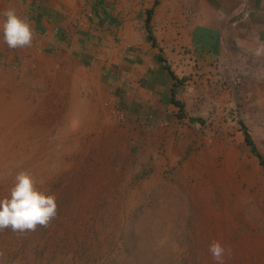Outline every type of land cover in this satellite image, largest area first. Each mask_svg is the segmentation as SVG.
I'll return each mask as SVG.
<instances>
[{"label": "rangeland", "instance_id": "374dc122", "mask_svg": "<svg viewBox=\"0 0 264 264\" xmlns=\"http://www.w3.org/2000/svg\"><path fill=\"white\" fill-rule=\"evenodd\" d=\"M95 1L102 14L114 4ZM254 1H237L241 16ZM40 2L0 0V22L14 8L34 33L22 49L0 34V198L25 170L56 195L58 214L47 228L0 231V264H215L214 240L230 249L224 264H264V120L218 90L204 104L202 89H177L181 106L167 110L166 96L160 112L145 110L138 66L124 83L118 74L140 44L112 48L125 50L123 61L107 59L114 28L155 0L115 3L111 22L94 21L110 40L80 46L72 23L73 32L56 23L39 32Z\"/></svg>", "mask_w": 264, "mask_h": 264}, {"label": "crops", "instance_id": "0c3cea01", "mask_svg": "<svg viewBox=\"0 0 264 264\" xmlns=\"http://www.w3.org/2000/svg\"><path fill=\"white\" fill-rule=\"evenodd\" d=\"M121 1L111 0L114 11L111 4L112 7L107 5L102 14L99 5L92 0H41L36 5L38 11L33 14L42 21H36L37 25L42 24L38 25L39 32H46V28L50 29L54 23L65 33L79 29L73 38L80 46L87 39H95L96 35L102 40H110L107 32L104 37L95 27L97 23L111 22V17L121 10L115 3L121 4ZM237 1L155 0L150 7L145 4L138 19L125 21L124 25L114 28L113 39L124 43L113 42L108 63L125 58V50L118 54V49L112 48L140 44V50H135L131 57L135 60L130 64L131 68L126 71L121 67L118 74L124 83L122 76L133 73V65L138 66L143 82L140 96L144 105L149 102L145 110L160 112L158 107L164 101L169 102L167 110L172 111L176 106L172 99L182 105L175 96L177 89H186L185 94L189 97L198 95L202 89L204 104L218 90L220 97L236 95L243 105H249L254 121L264 120V3L254 1L255 8H249V15L241 16ZM131 4L133 6L134 2ZM152 7L154 15L150 17L148 28L146 13ZM105 15L108 18L105 19ZM98 18L102 19L95 23ZM70 23L76 25V29ZM89 25L94 27L89 29ZM148 29L153 33L152 37ZM172 90L175 92L173 98ZM166 96L170 101H166ZM194 118L199 117L190 120ZM240 123L244 124L242 120Z\"/></svg>", "mask_w": 264, "mask_h": 264}, {"label": "clouds", "instance_id": "9594fccd", "mask_svg": "<svg viewBox=\"0 0 264 264\" xmlns=\"http://www.w3.org/2000/svg\"><path fill=\"white\" fill-rule=\"evenodd\" d=\"M0 34L9 49L32 46L34 33L27 18L17 15L14 8L3 12ZM259 55V50L257 52ZM56 195L48 194L36 187L32 175L25 170L17 172L6 197L0 198V231H35L37 227L47 228L57 217ZM215 264H224L226 250L219 241H212L208 247Z\"/></svg>", "mask_w": 264, "mask_h": 264}, {"label": "trees", "instance_id": "16d2710c", "mask_svg": "<svg viewBox=\"0 0 264 264\" xmlns=\"http://www.w3.org/2000/svg\"><path fill=\"white\" fill-rule=\"evenodd\" d=\"M150 12H151V10L150 9H148L147 10V17H146V26L148 27V23H149V20H150ZM149 28V27H148ZM149 30V32H150V29H148ZM152 34H151V32H150V36H151ZM153 36V35H152ZM151 36V37H152ZM172 102L175 104V105H179V106H181V104L178 102V101H175L174 99H172ZM181 111H180V113H179V115L181 116ZM193 121H197V122H201L202 123V119L201 118H194L193 119ZM245 135H244V137H245V141L247 142V144H249L250 146H251V149H253V144H252V141H251V138H250V136H249V134L247 133V132H245L244 133Z\"/></svg>", "mask_w": 264, "mask_h": 264}]
</instances>
